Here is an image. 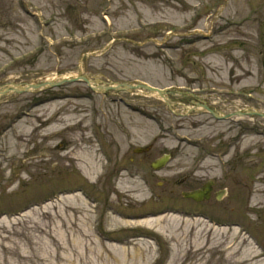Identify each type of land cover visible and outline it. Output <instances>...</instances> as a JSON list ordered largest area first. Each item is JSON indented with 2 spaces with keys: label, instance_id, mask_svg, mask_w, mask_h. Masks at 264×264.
<instances>
[{
  "label": "rangeland",
  "instance_id": "obj_1",
  "mask_svg": "<svg viewBox=\"0 0 264 264\" xmlns=\"http://www.w3.org/2000/svg\"><path fill=\"white\" fill-rule=\"evenodd\" d=\"M79 74L264 113V0H0V91ZM0 264H264V118L81 81L0 93Z\"/></svg>",
  "mask_w": 264,
  "mask_h": 264
},
{
  "label": "water",
  "instance_id": "obj_2",
  "mask_svg": "<svg viewBox=\"0 0 264 264\" xmlns=\"http://www.w3.org/2000/svg\"><path fill=\"white\" fill-rule=\"evenodd\" d=\"M77 78H62L60 79L59 82H49V85H58L61 83H64L66 81H74ZM82 79L86 82H88V84H96L94 81H90L89 79H87L85 76H82ZM42 85H45L44 83H42ZM31 86V85H29ZM35 86V85H32ZM95 88V87H94ZM97 89H125V90H133V89H145L149 92H156L158 95L162 96L165 93V90H160L158 88L152 87L150 85H147L145 83H141V82H136V83H128V82H124V83H115L113 85H106L104 87L98 86ZM18 91H21V89H16ZM247 110H242L239 111L238 113L240 114H244L246 113ZM213 113V111H211ZM252 114V113H251ZM168 155H163L161 158L157 159L156 161H154L152 163V167L153 168H160L162 167L165 162L168 160ZM209 191H210V187L206 186L205 188L201 189V190H196V191H192L186 194L187 197H191L195 200H200L202 199L204 196L207 198L209 196Z\"/></svg>",
  "mask_w": 264,
  "mask_h": 264
},
{
  "label": "bare ground",
  "instance_id": "obj_3",
  "mask_svg": "<svg viewBox=\"0 0 264 264\" xmlns=\"http://www.w3.org/2000/svg\"><path fill=\"white\" fill-rule=\"evenodd\" d=\"M83 168V167H82ZM85 171H87V170H85ZM171 218H173V219H177V217L176 216H174L173 215V217H171ZM166 219V217L165 216H157V217H155V218H150V219H145V220H143V221H139L138 223H145V224H148V223H150V224H155V225H157V224H160V222H162L163 220H165ZM174 224V223H173Z\"/></svg>",
  "mask_w": 264,
  "mask_h": 264
},
{
  "label": "flooded vegetation",
  "instance_id": "obj_4",
  "mask_svg": "<svg viewBox=\"0 0 264 264\" xmlns=\"http://www.w3.org/2000/svg\"><path fill=\"white\" fill-rule=\"evenodd\" d=\"M211 182H212V181H211ZM212 184H213V183H211V186H213ZM211 192H212V191H211ZM215 193H216V192H214V195H215ZM214 197H215V196H214Z\"/></svg>",
  "mask_w": 264,
  "mask_h": 264
}]
</instances>
